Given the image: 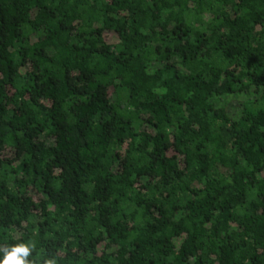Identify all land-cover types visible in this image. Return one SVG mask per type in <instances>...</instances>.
Masks as SVG:
<instances>
[{
	"label": "trees",
	"instance_id": "trees-1",
	"mask_svg": "<svg viewBox=\"0 0 264 264\" xmlns=\"http://www.w3.org/2000/svg\"><path fill=\"white\" fill-rule=\"evenodd\" d=\"M30 241L264 264V0H0V246Z\"/></svg>",
	"mask_w": 264,
	"mask_h": 264
},
{
	"label": "clouds",
	"instance_id": "clouds-1",
	"mask_svg": "<svg viewBox=\"0 0 264 264\" xmlns=\"http://www.w3.org/2000/svg\"><path fill=\"white\" fill-rule=\"evenodd\" d=\"M34 242L18 243L12 246H0V252L3 253V258L0 259V264H35L29 257L35 250ZM44 264H56L54 259H47Z\"/></svg>",
	"mask_w": 264,
	"mask_h": 264
}]
</instances>
